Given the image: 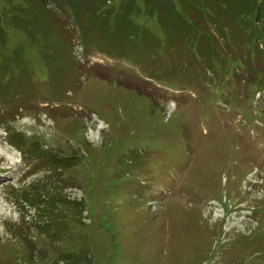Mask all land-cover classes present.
Returning <instances> with one entry per match:
<instances>
[{
	"label": "rangeland",
	"instance_id": "rangeland-1",
	"mask_svg": "<svg viewBox=\"0 0 264 264\" xmlns=\"http://www.w3.org/2000/svg\"><path fill=\"white\" fill-rule=\"evenodd\" d=\"M66 1L1 17L0 264H264V9L204 10L225 69L193 70L196 33L141 11L88 50Z\"/></svg>",
	"mask_w": 264,
	"mask_h": 264
},
{
	"label": "trees",
	"instance_id": "trees-1",
	"mask_svg": "<svg viewBox=\"0 0 264 264\" xmlns=\"http://www.w3.org/2000/svg\"><path fill=\"white\" fill-rule=\"evenodd\" d=\"M4 1L5 7L4 9L0 8V21L1 17H5L7 14L11 15L12 13H15V20L14 22L16 24L20 23L16 20L17 17V12L21 11L19 10L16 5L12 6L10 0H0ZM14 3L19 5L21 8L22 7H27V2L26 0H12ZM29 1V0H27ZM111 1V3H109ZM212 1V0H211ZM68 4L67 7H70L73 12V17L76 22V26L79 32V37L82 42L83 47L85 49H102L100 47L103 44V36L109 37V38H114L116 41H125V42H131V31L129 30L133 20L136 18L135 15L131 19L130 23L125 27L121 26V20L124 16L132 14V13H138L141 11H145L148 14H154L157 16L159 20H164V19H169L170 23L174 25H179L183 28L185 31V34L183 37L189 41L193 37V34L196 33L201 40L197 41V44L199 46L198 51L201 54L199 59L195 61L194 65L191 67L193 70L196 67V64H203L201 59L209 56L211 57L210 60V65L207 67L208 69H217V68H224L223 62L216 58V64L213 60V55L216 53L218 50L221 52H224V47L219 43L218 38H212L210 39L208 34H205V32L201 31V29L198 27L200 24L198 20L199 12L198 10H216L217 9V2L218 4L221 3L224 7H232L231 2H235V6L240 5V8H244L245 5L254 2V0H213L211 3L205 4L202 0H141V5H144L143 8H139L137 0H132L128 3H123L117 5L114 0H67L66 1ZM216 3V4H215ZM245 3V4H244ZM106 4H109L107 7ZM211 4V6H210ZM203 5V8H202ZM185 6L188 7V12L185 9ZM3 10V11H2ZM184 10L187 13V19H183V17L178 13L179 11ZM189 13V14H188ZM254 13H259L256 11V8H252L249 10V15H253ZM192 15V16H191ZM192 19L191 23L188 24L186 20ZM52 24L49 20L45 21V24H42V27L44 31L47 33V26ZM53 25V24H52ZM66 24H62L60 35L63 37V41H66L64 35H69V29L70 28H64ZM55 29H58L57 26H53ZM98 32L100 33V40L98 39L97 35ZM189 33V36H188ZM57 34V33H56ZM54 34L53 36H56ZM0 38L1 32H0ZM59 39V37H58ZM5 40V39H4ZM46 40V39H40ZM49 41V40H48ZM185 42V40H183ZM51 42V41H49ZM182 43V39L179 41L178 45L176 48L180 52L179 54H170L167 58L168 61H170V66L174 65V68L176 67L178 70L177 71H182L184 70L183 65H176L177 62H180L185 53H186V48L184 49H179L180 44ZM6 43L1 42L0 47L4 46L5 49L2 50V55L6 56ZM59 40H58V48H59ZM88 49V50H89ZM65 50V49H64ZM58 52V51H57ZM64 52V51H63ZM62 53V52H60ZM263 55H264V49H263ZM7 57V56H6ZM175 63V64H174ZM75 61H74V75H76L77 68L75 67ZM208 69H202L201 72L195 71L197 74V79L198 75L202 73H207ZM0 70L2 71L1 73H4V71L7 73L9 70L5 69L3 65V60H0ZM72 72V73H73ZM8 75V74H7ZM6 76V75H5ZM4 76V77H5ZM6 78V77H5ZM5 79L3 80V82ZM8 81V86H9ZM199 82V80H198ZM4 86V85H3ZM4 86V87H8ZM219 86H217L218 88ZM216 88V89H217ZM14 91V90H13ZM13 96V95H12ZM14 99V97H13ZM16 100V99H14ZM19 100V99H17ZM17 141L21 146H27V141L21 137L18 136ZM57 204L56 202H54ZM82 208L84 207V204H81Z\"/></svg>",
	"mask_w": 264,
	"mask_h": 264
}]
</instances>
